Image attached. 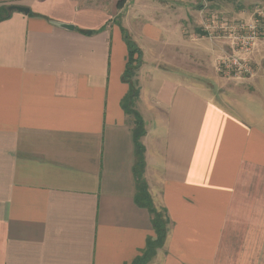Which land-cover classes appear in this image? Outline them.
Masks as SVG:
<instances>
[{"label":"crops","instance_id":"0c3cea01","mask_svg":"<svg viewBox=\"0 0 264 264\" xmlns=\"http://www.w3.org/2000/svg\"><path fill=\"white\" fill-rule=\"evenodd\" d=\"M126 2L0 0L28 11L0 21V264H129L153 236L120 104L126 40L143 177L168 219L148 264H264V39L252 76L224 78L229 45L201 24L131 38L114 22Z\"/></svg>","mask_w":264,"mask_h":264},{"label":"rangeland","instance_id":"374dc122","mask_svg":"<svg viewBox=\"0 0 264 264\" xmlns=\"http://www.w3.org/2000/svg\"><path fill=\"white\" fill-rule=\"evenodd\" d=\"M254 3V0H127L114 22L120 26L121 21H127L131 38L145 25L156 29L162 41L168 42L174 40L179 30H199L202 19L210 15L224 21L247 18Z\"/></svg>","mask_w":264,"mask_h":264},{"label":"trees","instance_id":"16d2710c","mask_svg":"<svg viewBox=\"0 0 264 264\" xmlns=\"http://www.w3.org/2000/svg\"><path fill=\"white\" fill-rule=\"evenodd\" d=\"M10 17V13L6 11V7H0V21ZM128 55L126 69L123 80L129 84L128 94L121 100V107L126 114L132 117V140L134 146V160L132 165V175L135 183L134 202L138 207L144 208L151 216V226L153 236L148 237L145 241V247L140 255L135 257L129 264H148L154 257L155 252L160 248L166 238L168 219L162 209H156L148 194L147 184L144 180V148L141 144V137L144 134L143 124L138 115L133 111V103L136 96L134 82L132 81L133 72L140 63V52L135 45L126 40Z\"/></svg>","mask_w":264,"mask_h":264},{"label":"built area","instance_id":"2783aa9c","mask_svg":"<svg viewBox=\"0 0 264 264\" xmlns=\"http://www.w3.org/2000/svg\"><path fill=\"white\" fill-rule=\"evenodd\" d=\"M254 1L248 20L224 21L210 15L201 21V31L207 38L231 48V53L215 64L216 73L224 78L250 77L254 73L248 56L256 42L264 39V0Z\"/></svg>","mask_w":264,"mask_h":264},{"label":"water","instance_id":"95a60500","mask_svg":"<svg viewBox=\"0 0 264 264\" xmlns=\"http://www.w3.org/2000/svg\"><path fill=\"white\" fill-rule=\"evenodd\" d=\"M6 11L8 13L19 12V13H23V14H27V12H28L26 8L19 7V6H7ZM51 23L57 27L65 29V30H73L72 25H68V24H64V23H58V22H51Z\"/></svg>","mask_w":264,"mask_h":264}]
</instances>
